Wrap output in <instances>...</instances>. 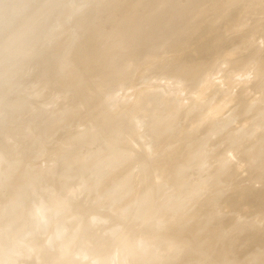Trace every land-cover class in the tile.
<instances>
[{"label":"bare ground","instance_id":"6f19581e","mask_svg":"<svg viewBox=\"0 0 264 264\" xmlns=\"http://www.w3.org/2000/svg\"><path fill=\"white\" fill-rule=\"evenodd\" d=\"M58 1L0 0V179L6 183L0 230L6 228L5 237L14 232L3 264H178L184 258L180 264H264V226L218 209L224 199L229 209L243 205L248 212L257 204L264 210V40L255 45L253 34L237 27L255 21L251 11L264 15V2L243 0L247 10L240 0L227 9L221 6L227 0H88L75 25L61 29L63 18L44 31ZM234 12L236 18L214 26ZM263 27L258 23L255 32ZM220 30L243 35L222 56L211 55L231 39ZM10 42L17 43L14 56ZM203 71L214 72L201 80ZM155 74L163 77L146 81ZM35 76L42 85L32 87ZM55 85L65 94L48 103L46 92ZM185 89L197 91L185 97ZM101 96L108 101L81 118L80 107ZM204 102L202 119L193 110ZM53 112L65 113L48 119ZM206 117L211 121L199 142L173 146ZM40 121L66 131L53 134L52 144L35 141L30 132ZM232 121L250 122L251 129H228ZM223 144L227 154L245 153L259 189L229 186L224 177L237 175H228V158L217 159L211 171L209 160ZM228 223L231 229L222 232ZM34 227L44 230L34 242L16 240ZM71 233L77 234L67 240ZM26 252L28 259H15Z\"/></svg>","mask_w":264,"mask_h":264},{"label":"rangeland","instance_id":"374dc122","mask_svg":"<svg viewBox=\"0 0 264 264\" xmlns=\"http://www.w3.org/2000/svg\"><path fill=\"white\" fill-rule=\"evenodd\" d=\"M87 1L88 0H86V1L85 0H59L55 4V6L52 8L51 16L47 19L45 24L42 26V29L44 31H49L50 29L55 28L59 19H63V18L65 19L66 24L64 27H60V28L64 29L65 27L66 28L72 27L73 25H75L74 23L77 22L78 19L88 11L89 5L87 4ZM174 1H176V3L178 5L188 3L187 0H174ZM259 1L264 2V0H259ZM199 2H200V0H197V3H199ZM221 6L223 7V9H227V8L232 7L230 0H227V2L223 3ZM238 6L241 8H242V6H244V7H246L247 10L251 9V7L248 5V3L243 1V0L239 1ZM251 13H252L251 17L254 18L255 21L253 23L251 22L248 26H244V24H243V25H238L237 27L239 28L238 31L243 30L244 31L243 33L253 34V36L255 38L254 43H255V45H257L259 42L264 40V30H263V32L262 31L258 32V33L255 32V29H256V26H258V23H264V15L262 13H254L253 11H251ZM238 14L239 13H237V12L231 13L230 15L227 16V18L224 19V21H221L218 25H214V26H217V27L222 26L229 19L236 18ZM208 29L209 28H205L204 30L208 31ZM220 31H221L220 32L221 35L224 36L226 39L232 37L230 35H227L223 30H220ZM243 33L235 34L234 36H236V37L228 39V40H224V46L221 47L220 49H214V51L211 52V55H214V53H215L216 55L222 56L224 52L230 50L232 45L235 44L234 42L239 40L241 37L240 35H243ZM63 36H64V34L60 35L59 38H61ZM253 49H255V48H252V50ZM7 51L9 52L10 56H14L17 53V43L16 42H10L7 46ZM185 60L189 65H194V62L192 60H189L187 58H185ZM214 67H215L214 70H216L217 64H215ZM225 71H227V70H225ZM225 71L222 74L224 76H229L231 71L227 72L228 75L225 74ZM213 72L214 71H212V72H205V71L201 72V74H202L201 80L207 79V75H209L208 73H213ZM162 77L163 76H161L160 74H155L152 77H148V79L146 81L150 80V82H155V80L157 81L159 78H162ZM225 79H226V77L222 78L224 86H226L227 82H228ZM31 80H32V84H31L32 87L38 86L43 81L42 78L39 76H35ZM183 86H186V85H183ZM173 89H174V87H173ZM217 89H220V91H222V94L220 96H223V91L227 90L226 87H223V86H221L220 88H217ZM64 91L65 90H64L63 86H61V85L52 86L46 92V94H51L49 97H47L48 103H51L55 96H61L60 94H65ZM193 91H197V90L196 89H190V90L185 89V92H184L185 97H188L189 94H193L192 93ZM252 92L256 93L255 91H252ZM170 94L176 95L175 91H172ZM255 95L256 94H252L251 98ZM218 98H220V97H218ZM105 100L108 101V99L105 96H101V97L97 98L93 102V104H91V105H88V104L82 105L80 107L81 112H82L81 118L93 115L94 109L92 107H95L96 103H98V102L101 103ZM260 102H261V104L264 103V96H263L262 100L260 98ZM263 107H264V104H263ZM187 108H189V107H186V109ZM207 110H208V103L204 102L203 106H201V108L193 110V112L194 113L199 112L200 117H202V119H203V117H204L203 114L207 113ZM44 112H48V109H45ZM64 113L65 112H58V113L53 112L52 118L48 117V119L52 120L54 118H61L62 115H64ZM69 114H71V112L67 113L66 116L68 117ZM262 114H263V112H262ZM262 114H261V116H262ZM234 115H235V113L232 112L231 114H227L221 118L225 119V118H228L230 116L233 117ZM57 116H59V117H57ZM179 120H180L181 124H184L186 122V117L182 116ZM233 120H236V118H234ZM210 121H211V119L206 117L205 122H203L201 124V126L196 125L192 129V131L190 132L191 134H187V136H184L180 139H177L175 141V143L173 144V146L177 147V146H180L181 144L187 143L188 141H191L193 143L199 142L202 138V135H203L202 134V127L208 125L210 123ZM64 122L65 121H61L60 125H62ZM245 123L246 122L235 123L234 121H232L231 124L229 125L228 129H231V127H233L235 130H239V129L250 130L251 129L249 127L250 122L247 123L246 125H244ZM38 125H39V128H37V130L30 132L32 139L35 141L41 140L40 142H44V143H48V144H52L54 142L55 138H54L53 134H59V133H61V131H66L64 129V127H61L57 131L50 130L46 126L47 124L43 121H40V123ZM9 133H10V131H7V133H5L4 135L7 136ZM122 134H123V131H120L118 129L117 135L120 136ZM192 136H194V138H195L194 140H193ZM144 141H149V140L146 139ZM214 142H215V140H214ZM209 145L213 146V143L211 142ZM227 146H228V144H223V145H217V148H215L216 151L213 155V158H211L209 160L211 171L214 172L215 169H217V167H218V163H216L217 159L225 160V158H228V161L231 162V166H230V170H229L228 175L236 174L237 179L231 180L229 178V176H225L224 178L226 179V183H228L229 186H231V187H233V185H240L242 187H249L251 190L259 189L261 187L259 184V181L257 178H254L255 176H257V174H254L251 170L246 169V166L248 164V162H247L248 159L245 158V153L235 152L234 154L233 153L227 154V151L229 149V148H227ZM33 147L34 146L32 145L30 147V149ZM218 153H222V154H220V156H218L217 155ZM54 165H56V164H54ZM135 172H137V170H135ZM137 177H138V179L142 178L141 175H138ZM203 183L204 182L199 181V182H197L196 185H197V187L199 186V189H200L203 187ZM5 185H6V183L0 179V188H4ZM218 187H219V184H218ZM218 187L217 186H214L213 188L209 187L207 189L200 190V192L202 194L203 193H212V192L216 191ZM223 202H224V199H222L219 202L218 209L220 211H222L225 215L226 214L234 215L235 213H237L240 215L239 219H241L245 222L254 221L258 224L259 227L264 226V210L262 208H260L257 204H250L249 205V207H250L249 211L244 212L245 207L243 205H236V206H234V209H229V208L225 207V204H223ZM3 203H4V200H3L1 193H0V205H2ZM44 209L46 210V207ZM194 209L197 210L196 208H194ZM47 210L50 211L51 207H47ZM20 215H21L20 222L24 223L25 221H27L29 219L28 209L25 208ZM55 221H56V219H55ZM49 223H50V225H51V223L53 224L52 221H49ZM58 223L63 224V221H58ZM232 225H233V223L232 224L228 223V224L223 225L221 231L222 232L229 231L231 229ZM40 227L42 229H43V227L47 228V224H45L44 226H40ZM40 227H38V228H40ZM38 228L34 227L35 233H33V234H30L29 232H27V233L22 232L16 240L22 242L23 244H26V242H34L37 239V237L40 236V234H42L40 231L44 232V230L38 229ZM6 233H7L6 228H3L2 230H0V236H3L2 234H6ZM76 234L77 233H71L69 236H67L68 237L67 240L75 237ZM30 235H32L33 237H30ZM13 236H14V232H11V234L7 235V237L3 236V239L0 241V259L3 257V255H5V253L9 249L10 241L13 238ZM245 248L246 247L244 244L240 245L241 250H244ZM27 256H28V252L23 253L20 256H16L15 259L19 258L22 260H26V259H28ZM39 257H40L39 255H36L33 257V259L37 260ZM29 258H31V257H29ZM117 260H119V259L117 258ZM183 260H181L178 264H180ZM169 262H170V264L176 263L175 260H172ZM3 263H4V260H0V264H3ZM165 264H168V261Z\"/></svg>","mask_w":264,"mask_h":264}]
</instances>
